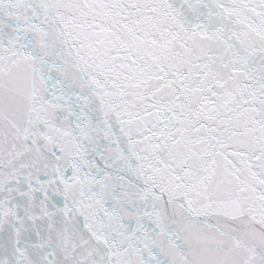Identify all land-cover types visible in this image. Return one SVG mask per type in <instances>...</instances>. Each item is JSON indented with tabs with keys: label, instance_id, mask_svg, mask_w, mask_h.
<instances>
[{
	"label": "snow or ice",
	"instance_id": "snow-or-ice-1",
	"mask_svg": "<svg viewBox=\"0 0 264 264\" xmlns=\"http://www.w3.org/2000/svg\"><path fill=\"white\" fill-rule=\"evenodd\" d=\"M0 264H264V0H0Z\"/></svg>",
	"mask_w": 264,
	"mask_h": 264
}]
</instances>
